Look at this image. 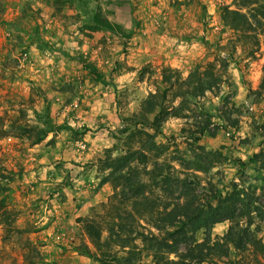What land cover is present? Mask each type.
<instances>
[{"label":"rangeland","instance_id":"374dc122","mask_svg":"<svg viewBox=\"0 0 264 264\" xmlns=\"http://www.w3.org/2000/svg\"><path fill=\"white\" fill-rule=\"evenodd\" d=\"M225 8L245 14L251 30L226 26ZM260 11L264 0L250 5L241 0H0V128L13 127L0 137V209L9 222L0 221V264H102L73 248L85 244L94 250L83 223L99 222L104 239L112 221L113 228L129 222L131 199L103 181L108 172L101 170V161L124 151L130 131L125 132L124 119L149 93L161 90L164 68L185 79L208 65L216 85L182 117L145 131L155 132L166 158H188L196 145L222 155V162L207 171H189L195 180L189 195L205 202L233 189L240 197L253 192L258 210L240 225L260 243L244 251L231 248L213 264H264ZM247 33L255 35L256 44ZM205 115L209 128L193 144L196 121ZM37 133L41 140L35 143ZM129 224L157 233L142 219ZM229 225L215 224L212 239ZM203 237V231L197 233ZM133 243L140 253L132 264H154L158 252L144 248L140 238ZM131 248L117 242L109 252L126 256ZM163 255L176 260L174 253Z\"/></svg>","mask_w":264,"mask_h":264},{"label":"trees","instance_id":"16d2710c","mask_svg":"<svg viewBox=\"0 0 264 264\" xmlns=\"http://www.w3.org/2000/svg\"><path fill=\"white\" fill-rule=\"evenodd\" d=\"M241 2L250 5L254 0ZM257 10L259 12V8ZM260 13L264 17V13L262 11ZM221 19L226 26L236 31L245 32L252 28L247 16L235 10L225 8L221 13ZM256 23L261 24L259 19ZM244 36L257 43L255 35L247 33ZM161 83V90L149 93L141 101L139 110L124 119L127 123L125 132L130 130L124 151L113 157L106 156L101 161V170L108 172L104 175L103 181L119 186L121 196L124 199H131V211L126 212L129 222H118L113 228L112 221L106 227L108 237L102 239L101 224L87 220L83 223V230L95 251L85 244L73 248L102 264H132V259L136 258L140 250H135L131 246L134 244L133 240L140 238L145 244L144 248L158 252L154 264H213L215 258L227 257L231 248L244 251L250 245L258 247L260 241L248 231L247 226L240 225L243 218H250L251 214L258 210V207L253 205L256 198L253 192H245L240 197L241 193L233 189L223 197L218 194L210 198H216L215 201L205 202H201L195 194L189 195L195 191V180L189 178V171H207L222 162V155L196 145L188 158L181 154L166 158L164 155L166 148L163 144L157 143L155 132L148 134L145 131L153 128L157 131L169 118L182 117L183 112L188 110L192 103L197 104L205 92L211 90L217 83L211 66L208 65L203 70L196 67L185 79H181L177 71L164 68ZM260 88H264V72ZM176 100L177 103L173 105ZM222 115L229 118L226 111ZM209 125L207 115L196 121L198 135H191L193 144L208 130ZM12 128L1 127L0 137ZM22 130L29 131L26 128ZM34 136L35 143L41 140L40 134ZM135 143L138 145L135 146ZM261 154L264 166V151ZM173 162L178 164V168ZM153 190L161 195L156 193L150 197L144 194L145 191ZM117 194L116 192L115 196ZM181 194L184 196L182 200ZM4 218H7L6 211L0 209V221ZM137 219L150 224L157 233L152 231L144 233L133 228L129 223ZM223 221L230 222L227 231L223 236L212 239V227ZM201 231L204 237L198 239L197 233ZM117 242L127 244L131 248L127 250L128 255L117 256L109 252L110 247ZM165 252L176 254V260H168L163 255Z\"/></svg>","mask_w":264,"mask_h":264}]
</instances>
